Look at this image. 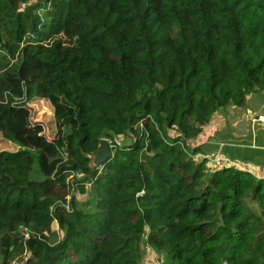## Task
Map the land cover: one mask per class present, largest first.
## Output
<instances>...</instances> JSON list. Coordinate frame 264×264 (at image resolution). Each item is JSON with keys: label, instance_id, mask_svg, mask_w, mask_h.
Wrapping results in <instances>:
<instances>
[{"label": "trees", "instance_id": "16d2710c", "mask_svg": "<svg viewBox=\"0 0 264 264\" xmlns=\"http://www.w3.org/2000/svg\"><path fill=\"white\" fill-rule=\"evenodd\" d=\"M252 93L264 0H0V264H264V179L198 145Z\"/></svg>", "mask_w": 264, "mask_h": 264}, {"label": "crops", "instance_id": "0c3cea01", "mask_svg": "<svg viewBox=\"0 0 264 264\" xmlns=\"http://www.w3.org/2000/svg\"><path fill=\"white\" fill-rule=\"evenodd\" d=\"M198 145L200 155L218 153L234 168L264 179V94L248 95L243 107L218 110L199 134Z\"/></svg>", "mask_w": 264, "mask_h": 264}, {"label": "rangeland", "instance_id": "374dc122", "mask_svg": "<svg viewBox=\"0 0 264 264\" xmlns=\"http://www.w3.org/2000/svg\"><path fill=\"white\" fill-rule=\"evenodd\" d=\"M107 7L109 8V4L107 5ZM113 9V8H111ZM61 40L63 42H66L67 46H68V42H67V38H65V36L61 37ZM70 46V45H69ZM40 103H38L37 101L30 103L29 106L31 107L32 110V119L35 121H38L40 123H42V125L44 126V131L45 134L49 137L51 134H49V129L45 123V121L43 119H45V116H43V112L47 111L48 109L42 106H39ZM45 105V104H44ZM118 141V139L116 140ZM19 147L11 142H8L6 140L3 139V137L0 134V151H15L16 149H18ZM35 172L38 170L37 164L34 163L33 164ZM77 197V201H79V204H83V202H85L88 199L87 195H76ZM143 264H161L158 261H156L155 256H153L152 252L150 250H148L147 252H145L144 258H143Z\"/></svg>", "mask_w": 264, "mask_h": 264}, {"label": "water", "instance_id": "95a60500", "mask_svg": "<svg viewBox=\"0 0 264 264\" xmlns=\"http://www.w3.org/2000/svg\"><path fill=\"white\" fill-rule=\"evenodd\" d=\"M111 153V146L107 139H101L99 143L98 150L93 155V163L95 165L103 164Z\"/></svg>", "mask_w": 264, "mask_h": 264}, {"label": "built area", "instance_id": "2783aa9c", "mask_svg": "<svg viewBox=\"0 0 264 264\" xmlns=\"http://www.w3.org/2000/svg\"><path fill=\"white\" fill-rule=\"evenodd\" d=\"M258 120H262V117H258ZM24 236H25V238H27L26 232L24 233ZM13 264H17V263H13Z\"/></svg>", "mask_w": 264, "mask_h": 264}]
</instances>
